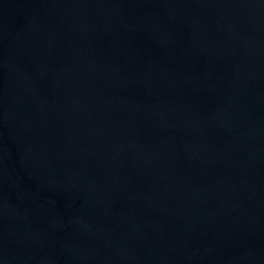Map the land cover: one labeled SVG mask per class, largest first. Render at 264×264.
Returning a JSON list of instances; mask_svg holds the SVG:
<instances>
[{
    "label": "water",
    "instance_id": "95a60500",
    "mask_svg": "<svg viewBox=\"0 0 264 264\" xmlns=\"http://www.w3.org/2000/svg\"><path fill=\"white\" fill-rule=\"evenodd\" d=\"M0 264H264V0H0Z\"/></svg>",
    "mask_w": 264,
    "mask_h": 264
}]
</instances>
